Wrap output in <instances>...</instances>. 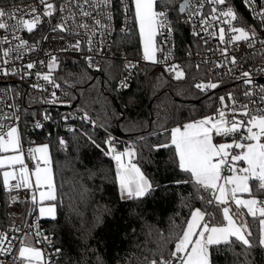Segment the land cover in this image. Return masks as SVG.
Wrapping results in <instances>:
<instances>
[{"label":"snow or ice","instance_id":"snow-or-ice-1","mask_svg":"<svg viewBox=\"0 0 264 264\" xmlns=\"http://www.w3.org/2000/svg\"><path fill=\"white\" fill-rule=\"evenodd\" d=\"M38 2L43 6V10L38 11L36 6H32L25 13V16L30 18L18 16L17 13L22 11L19 8L11 10L0 8V29L9 31L13 39L18 41L14 46L2 49L3 58L0 59V65H10L12 60L22 59L23 53L31 50L28 41L15 35L16 32L26 30L31 33L44 22L45 17H53L57 12L67 11L68 15L61 17L60 23L52 29L53 31L71 32L72 29L66 27L68 21H72L76 28L89 29L86 20L77 23V12L72 10L73 5L79 9L78 14L81 18H92L95 26L105 32L110 31L114 0H67V3L59 5L49 0H38ZM120 2L125 13L132 12L131 20L138 26L142 58L152 63H166L170 55L165 56L163 61L157 59V53L163 51L157 43V37L165 30L169 34L173 31L169 14L174 10V0H130V3L128 0H120ZM206 3L212 6L207 16L203 13ZM244 3L251 8L255 18H258L261 31L264 32V4L261 10L256 12V9L252 7L255 0H244ZM86 5L90 10H86ZM219 5L225 7L222 9L216 7ZM178 11L179 13L188 12L189 19L200 17L202 31L209 32L210 28L216 29L209 34L218 37L222 44L244 43L248 48H254L259 43L261 45L259 54L264 56V39L260 38L261 33H258L256 27L251 25L236 26L234 22L239 21L241 17L228 0H183L178 6ZM93 13L102 15L109 23L103 24L100 19L94 17ZM5 17L7 20H15V23H8ZM125 19L127 21L129 18L126 16ZM122 31L127 32V27ZM95 34V32L92 33V35ZM9 43L8 36L0 38V45ZM88 45L91 51V37L88 39ZM80 46L79 41L72 45L76 50H79ZM228 52L229 49L225 47L221 50V55L235 65L236 56L229 58ZM86 59L90 67L94 66L92 57L89 56ZM34 67H36L34 62L26 64L29 70ZM47 67L49 71L44 74L36 73L37 78L59 88L60 85L52 76V72L59 67L55 56L51 58ZM126 67L135 68L136 65L129 63ZM165 71L172 73L175 80L185 78V72L178 64L167 65ZM231 71L232 69H229V72ZM17 72L18 69L15 67H0V74L3 75H15ZM258 72L264 79V68L259 69ZM26 75L31 73L28 72ZM237 79L250 86L249 90L243 93L245 97L259 95L260 101L264 103V83H258L252 71H242ZM128 86L126 79L119 85L121 88ZM32 87H41V85L34 84ZM195 87L202 92H207L219 87V84L202 81ZM52 96L56 98V93L53 92ZM227 99L230 104L225 102L224 96H220V107L211 115L179 124L171 129L164 128L161 134H167L166 142L152 146V150L156 152L162 149L173 152V162L180 171L190 177V181H176V183L192 182L197 186L198 191L202 189L209 193L206 204L209 207L215 205L220 210L222 223H211L208 218L212 217L213 213L199 207L194 208L190 212V218L185 222L186 226L182 229V233L175 237L174 249L169 253V258L166 259L161 255L159 260L153 259L150 264H213L212 249L219 246L231 248L235 244H240L244 247L245 256L248 250L256 246L264 249V198H261L264 197V107L256 106L255 100H250L247 104H239L231 92L227 94ZM13 119L19 120V117L6 114L0 116V176H2L3 187L11 192L12 181H15L16 189L33 190L31 200L33 204L40 205V216L55 219L60 196L50 146L40 144L29 147L25 151L19 125L5 123ZM44 119L47 120L49 117L45 115ZM83 119L95 123L91 121L87 113L84 114ZM42 126L39 122L35 125L37 128ZM88 139L95 147L100 148L91 136ZM218 140L224 142H217ZM58 142L61 146H66L67 143L63 138ZM104 144L107 150L101 149L103 155L115 162L114 182L118 185L121 200L142 199L157 190L159 186H154V181L145 174L137 162H134L138 157L134 144H129L120 151L115 138L111 135ZM88 191L83 189L80 195L83 197ZM17 199L12 197L13 202ZM198 199L203 201L204 197L199 196ZM245 210L246 215L259 219L258 245L253 244L251 229L247 221L242 219ZM36 235L39 237L42 234L37 232ZM43 239L51 243L48 237L44 236ZM6 241L9 244L8 248L4 247ZM11 250L12 244L8 235L0 232V254H8ZM60 251L61 249H56V253ZM45 255L44 250L30 244L27 237L21 240L17 259H22L24 264H52L51 257L45 259ZM0 264H3V261H0ZM245 264L248 262L245 261Z\"/></svg>","mask_w":264,"mask_h":264},{"label":"trees","instance_id":"trees-1","mask_svg":"<svg viewBox=\"0 0 264 264\" xmlns=\"http://www.w3.org/2000/svg\"><path fill=\"white\" fill-rule=\"evenodd\" d=\"M22 1L25 0H0V4ZM179 2L174 0L170 17L176 34V56L184 67L183 80L173 79L157 63L141 61L129 86L118 89V78L126 66L120 53L125 51L137 60L142 58L134 21L129 31L116 32L113 57L103 61L99 68L90 69L63 57L53 73L67 90L73 106L95 123L75 120V128L69 134L63 133L57 123H48L34 133L38 141H46L50 146L60 196L56 218L43 221L52 232L55 251L61 249L52 264H150L161 255L169 258L174 239L181 234L194 208L213 213L208 218L211 223H222L220 210L206 204L204 190L198 191L192 182L176 183L190 181V177L173 162V152L152 150L153 145L166 142L167 134H161L164 128L195 120L216 108L215 91L202 93L194 88L196 78H207L206 70L184 59L195 50V40L185 31ZM116 18L119 22L120 15ZM41 108V104L28 106L24 119L39 118L43 111L60 116L57 109ZM109 135L119 147L134 142L138 153L134 162L154 181V186H159L156 191L138 200L119 198L114 182L115 162L101 151L107 150L104 141ZM89 136L100 148L91 143ZM61 137L66 146L59 144ZM83 189L89 191L82 197ZM8 214L9 206L3 201L0 225L8 222ZM243 218L251 229L253 244L258 245L259 219L246 215V210ZM243 253L240 244L214 247L213 264H264V249L256 246L246 256Z\"/></svg>","mask_w":264,"mask_h":264},{"label":"built area","instance_id":"built-area-1","mask_svg":"<svg viewBox=\"0 0 264 264\" xmlns=\"http://www.w3.org/2000/svg\"><path fill=\"white\" fill-rule=\"evenodd\" d=\"M49 2H55L56 4H65L67 0H49ZM130 3V0H128ZM228 3L234 7L241 19L237 22H234L236 26H254L258 33H261L260 38L264 39V32L261 31L259 20L255 18V14L252 12L251 8L245 5L244 0H228ZM264 0H255V3L252 5L256 9V12L261 10ZM241 5V6H240ZM36 6L38 11L43 10V6L39 4L38 0H25L22 2H8L1 3L0 8L5 10H11L12 8H19L22 11L17 13L18 16L26 17L25 13L32 7ZM212 6L205 4L203 13L207 16L210 12ZM218 8H223L225 6L219 5ZM86 10H90L88 6H85ZM72 10L77 12V23L86 20L89 24V29H79L72 23L68 21L66 27L72 29L71 32L59 30L53 31L52 29L61 21L62 16H67L68 12L63 13L57 12L53 17H45L44 22H42L33 32L28 33L26 30H21L16 32L15 35L20 36L21 38L28 41L29 46L31 47L30 51L23 53V58L20 60H12L10 65H0V67L8 68L15 67L18 69V72L15 75H3L0 74V116L5 114L8 116H18L19 120H7L5 121L6 125H11L13 123L18 124L20 131L23 136V147L25 151L29 147H35L38 143H41L34 137L36 131L46 124L57 123L63 130V133L69 134L75 128L73 123L75 120L83 119V114L80 113V110L73 106L71 103L67 90L61 86V84L55 80L57 84L60 85L59 88L53 87L52 84L38 79L36 73H47L49 71L47 64L53 56L56 57L58 63L64 58H68L74 63H83L87 65L90 69H97L102 66V62L105 60H110L113 57V42L114 35L119 30L124 33L122 29L127 27L128 31L132 23L131 17L132 12L129 11L125 13L123 11V6L120 0H114L113 5V18L110 25V31L105 32L103 29L98 28L93 24L92 18H81L79 16V9H76L74 5ZM96 19H100L103 24H108L109 21L105 19L102 15H97L93 13ZM120 15V23L117 22L116 16ZM181 19L184 22L185 31L190 36L193 37L195 43L193 46L195 50L191 53H187L184 59L191 61L194 65L203 68L206 70L207 78L198 77L194 81V88L197 83L212 81L219 84V87L215 89L208 90L207 92L202 93H211V91L216 92V108L220 107L219 97L224 96L225 102L230 104V101L227 99V94L229 92L233 93L236 97L239 104H247L250 100L256 101V106L264 107V103L260 101L259 95L254 97H245L243 95L244 91L249 90L250 86L243 84V81L237 79L240 76V73L245 70H250L253 72V77L258 83H264L259 75L258 70L264 68V56L259 54L261 45L257 43L254 48H248L246 44L240 43L239 45H225L222 44L218 37H213L209 33L216 29H209V32L202 31V25L200 23V17H192L189 19V13H181ZM129 19L126 21L125 17ZM7 20V17H5ZM169 20L171 22V27L173 28V21L171 20L169 14ZM187 21V22H185ZM8 23L14 24L15 20H7ZM95 32V35L92 33ZM76 33H79L78 35ZM196 33H199L198 35ZM3 36H8L10 41L9 44L0 45V59H2V49L5 47L14 46L18 43L17 40L13 39L12 33L7 30L0 29V38ZM91 37L92 45L91 51H89L88 39ZM158 45L163 49L162 52L157 53V59L163 61L165 56L170 55V59L166 63H157L163 68H166L170 64H178L181 68L184 67L182 63L177 59V49H176V34L174 29L171 34L166 30L162 32L158 37ZM77 41L80 42V49L76 50L72 47ZM227 47L229 49L228 57L236 56L237 63L235 65L231 64L225 56L221 55V50ZM92 57V64L94 66H89V63L86 57ZM120 58L123 59L125 64H135V68H127L119 76L117 81L118 89H124L119 87L120 82L126 79V82L129 84V81L132 79L133 75L136 72L139 62H148L143 58L134 59L126 55L125 51L120 53ZM43 61L44 63H39ZM29 62L36 63V67L33 69H27L26 64ZM217 65H220L219 67ZM229 69H232L229 72ZM56 70V69H55ZM54 70V71H55ZM52 76L55 79L53 73ZM30 72L31 75H26ZM167 72V71H166ZM170 76H173L172 73L167 72ZM34 84H39L41 87H32ZM56 93V98L52 96V93ZM54 101V102H52ZM70 102V103H69ZM42 106L41 110H54L57 109L60 116L57 118L56 115H53L51 111H43L42 115L39 118L25 120L24 112L28 106ZM35 107L34 109H37ZM47 115L49 119L45 120L44 116ZM67 117V119L65 118ZM39 122L43 126L40 128L35 127L36 123ZM62 138V137H61ZM129 144H134L133 141H129L126 146L118 147V150L123 151L125 147ZM26 159H28L26 157ZM31 166V161L29 160ZM15 181H12V191L9 192L3 187L0 176V205L3 201L9 206L8 222L0 225V232H4L8 235V239L11 241L12 250L8 254H0V261H3V264H24V261L18 260V248L20 246L21 240H23L25 235H31L34 238L36 245L44 250L45 259L51 257V261H54L56 256V251L53 243L52 232L47 230V227L44 225L42 219L37 214V204H33L31 200L32 191L29 189L18 190L15 187ZM206 193V197L209 198V193ZM12 197H17L16 202H13ZM263 198V197H262ZM19 229V231H17ZM39 232L42 235L37 236L36 233ZM46 236L49 238L51 243L44 240L43 237ZM39 241V242H38ZM5 248L9 247L8 242L4 244Z\"/></svg>","mask_w":264,"mask_h":264},{"label":"crops","instance_id":"crops-1","mask_svg":"<svg viewBox=\"0 0 264 264\" xmlns=\"http://www.w3.org/2000/svg\"><path fill=\"white\" fill-rule=\"evenodd\" d=\"M181 1V0H180ZM135 28H136V31H137V35H139V30H138V26L135 24ZM139 40H140V38H139ZM157 42H158V39H157ZM140 49H141V51H142V45H141V42H140ZM142 56H143V51H142ZM148 62H150V61H148ZM213 111L214 110H212L210 113H208V114H206V115H211V114H213ZM206 115H204V116H206ZM199 118V117H198ZM197 118V119H198ZM187 122H189V121H187ZM183 123H185V122H183ZM175 127V126H174ZM40 144H48V142H46V141H41V143H38V145H40ZM1 182H2V176H1ZM37 198H38V194H37ZM39 207H40V205L37 203V207H36V209H37V214L40 216V214H39ZM41 217V216H40ZM42 219H52L51 217H48V216H44V217H41ZM243 218V217H242ZM215 224V223H214ZM259 232H260V224H259ZM25 237H27L28 238V241H29V243L30 244H32V245H34V246H36V247H38L37 245H36V243H35V241H34V238H32V236L29 234V235H25L23 238H25ZM20 247V246H19ZM18 250H19V248H18Z\"/></svg>","mask_w":264,"mask_h":264},{"label":"rangeland","instance_id":"rangeland-1","mask_svg":"<svg viewBox=\"0 0 264 264\" xmlns=\"http://www.w3.org/2000/svg\"><path fill=\"white\" fill-rule=\"evenodd\" d=\"M182 2H183V0H182ZM141 50V49H140ZM203 117V116H202ZM202 117H199L198 119H200V118H202ZM185 123H187V122H185ZM217 142H224L223 140H218ZM245 198H247V196L245 195ZM233 210H235L234 209V206H233ZM190 218V215L188 216V218L187 219H189ZM242 219H244V218H242ZM186 226V225H185ZM182 233V232H181Z\"/></svg>","mask_w":264,"mask_h":264},{"label":"water","instance_id":"water-1","mask_svg":"<svg viewBox=\"0 0 264 264\" xmlns=\"http://www.w3.org/2000/svg\"><path fill=\"white\" fill-rule=\"evenodd\" d=\"M182 3V0L179 2V4ZM179 6V5H178Z\"/></svg>","mask_w":264,"mask_h":264}]
</instances>
